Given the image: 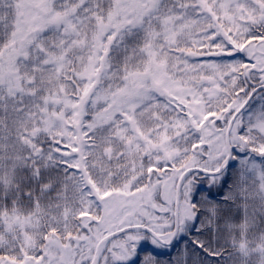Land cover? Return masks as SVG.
Here are the masks:
<instances>
[{"label":"snow or ice","instance_id":"6c2138e0","mask_svg":"<svg viewBox=\"0 0 264 264\" xmlns=\"http://www.w3.org/2000/svg\"><path fill=\"white\" fill-rule=\"evenodd\" d=\"M0 264H264V0H0Z\"/></svg>","mask_w":264,"mask_h":264}]
</instances>
